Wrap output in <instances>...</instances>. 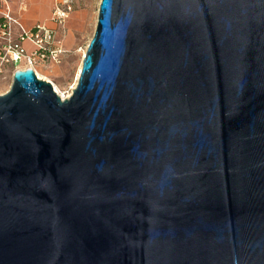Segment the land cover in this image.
Masks as SVG:
<instances>
[{"label":"water","instance_id":"1","mask_svg":"<svg viewBox=\"0 0 264 264\" xmlns=\"http://www.w3.org/2000/svg\"><path fill=\"white\" fill-rule=\"evenodd\" d=\"M0 264H264V0H101L71 95L16 69Z\"/></svg>","mask_w":264,"mask_h":264},{"label":"rangeland","instance_id":"2","mask_svg":"<svg viewBox=\"0 0 264 264\" xmlns=\"http://www.w3.org/2000/svg\"><path fill=\"white\" fill-rule=\"evenodd\" d=\"M101 0H74V8L67 20L56 27L52 20L57 0H45L43 6L26 8L25 18L14 15L19 24L17 29L29 30L36 24H48L56 28L55 37L66 49L64 58L60 63L47 61L36 64L39 77L51 80L56 90L65 97L71 95L78 80V72L82 66L84 54L94 35L99 5ZM30 49L31 44L26 42ZM27 64L22 61L18 64H9L0 83V94L6 92L13 82L16 69L25 68Z\"/></svg>","mask_w":264,"mask_h":264},{"label":"built area","instance_id":"3","mask_svg":"<svg viewBox=\"0 0 264 264\" xmlns=\"http://www.w3.org/2000/svg\"><path fill=\"white\" fill-rule=\"evenodd\" d=\"M10 0H0V83L9 64L24 61L27 67L36 72V64L47 61L60 63L66 49L56 39V28L48 24H36L29 30L19 31L17 18L13 16L9 7ZM6 6L2 8L1 6ZM74 8V0H57L52 20L56 27L64 23ZM29 42L32 46H26ZM65 97V96H63Z\"/></svg>","mask_w":264,"mask_h":264},{"label":"crops","instance_id":"4","mask_svg":"<svg viewBox=\"0 0 264 264\" xmlns=\"http://www.w3.org/2000/svg\"><path fill=\"white\" fill-rule=\"evenodd\" d=\"M45 3V0H10L9 7L11 10V13L16 15L20 18H25V9L32 7V6H43ZM2 8H6V6H1Z\"/></svg>","mask_w":264,"mask_h":264},{"label":"bare ground","instance_id":"5","mask_svg":"<svg viewBox=\"0 0 264 264\" xmlns=\"http://www.w3.org/2000/svg\"><path fill=\"white\" fill-rule=\"evenodd\" d=\"M81 69V68H80ZM80 69H79V72H80ZM79 72H78V76H79ZM40 75V74H39ZM56 87V86H55ZM63 96H64V94H63Z\"/></svg>","mask_w":264,"mask_h":264}]
</instances>
